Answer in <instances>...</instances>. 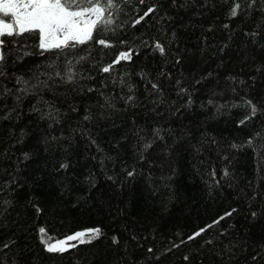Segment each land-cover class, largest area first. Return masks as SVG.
Listing matches in <instances>:
<instances>
[{"label": "trees", "instance_id": "1", "mask_svg": "<svg viewBox=\"0 0 264 264\" xmlns=\"http://www.w3.org/2000/svg\"><path fill=\"white\" fill-rule=\"evenodd\" d=\"M98 2L75 47L2 36L0 264H264V0Z\"/></svg>", "mask_w": 264, "mask_h": 264}, {"label": "snow or ice", "instance_id": "2", "mask_svg": "<svg viewBox=\"0 0 264 264\" xmlns=\"http://www.w3.org/2000/svg\"><path fill=\"white\" fill-rule=\"evenodd\" d=\"M105 4L111 6L112 0H105ZM238 8L239 5L237 4L232 9L231 14L233 16L237 14ZM103 10L98 0H0V13H3L6 19L12 21V23H6L4 20H0V36H19L29 33L39 41L38 46L45 50L75 47V43H84L85 39L91 38L93 28ZM89 12L95 13L97 20L86 19L85 15ZM70 41L75 43L70 44ZM98 43L105 45L106 42L99 40ZM3 44L4 40L0 39V47ZM156 47L161 52L164 51L161 45L157 44ZM128 58H130L128 53L120 54V59ZM0 59H3L2 52H0ZM110 68L111 65L105 67L103 71L108 72ZM252 111L255 114L254 106ZM99 231V229L79 231L51 243L50 241L55 238L49 236L45 239L46 230L44 228L39 229L41 241L46 245V250L49 252L66 251V245L68 247L76 246L75 244L68 245L69 241L79 239L81 243L91 242L99 235ZM88 233H91V235L85 241L83 237ZM199 234L196 233L195 235Z\"/></svg>", "mask_w": 264, "mask_h": 264}, {"label": "rangeland", "instance_id": "3", "mask_svg": "<svg viewBox=\"0 0 264 264\" xmlns=\"http://www.w3.org/2000/svg\"><path fill=\"white\" fill-rule=\"evenodd\" d=\"M100 7H101V6H100ZM101 8H102V7H101ZM1 15H3V17H2ZM103 15H104V10H103V12L100 14V18H99V20L103 17ZM85 18H86V19L97 20V15H96L95 13H91V12H89V13H86ZM0 20H4V22H6V23H12L11 20L5 18V16H4L3 13H0ZM99 20H97V22H98ZM96 24H97V23H96ZM15 27H16V26L14 25V28H15ZM94 27H95V26H94ZM93 29H94V28H93ZM0 39H2V36H0ZM85 40H86V39H85ZM0 52H1V47H0ZM73 234H75V233H73ZM63 239H64V238H63ZM59 240H60V239H59ZM77 241H80V240L78 239V240H75V241H69V242H68V245H72L73 243H76ZM55 242H56V241H53V242H51V243H55ZM65 247L69 248L67 245H66Z\"/></svg>", "mask_w": 264, "mask_h": 264}]
</instances>
